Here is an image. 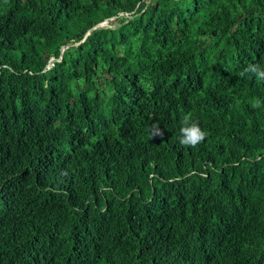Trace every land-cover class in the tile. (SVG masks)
<instances>
[{
	"label": "trees",
	"instance_id": "obj_1",
	"mask_svg": "<svg viewBox=\"0 0 264 264\" xmlns=\"http://www.w3.org/2000/svg\"><path fill=\"white\" fill-rule=\"evenodd\" d=\"M250 63L264 0H0V264H264Z\"/></svg>",
	"mask_w": 264,
	"mask_h": 264
},
{
	"label": "clouds",
	"instance_id": "obj_2",
	"mask_svg": "<svg viewBox=\"0 0 264 264\" xmlns=\"http://www.w3.org/2000/svg\"><path fill=\"white\" fill-rule=\"evenodd\" d=\"M247 73L253 74L257 81H264V66L259 63H250L243 69L242 75ZM251 106L254 109L261 108L264 106V100L253 98ZM181 125L179 144L182 148H194L205 140L207 136L206 131L202 129L199 121L192 119L190 113L182 118ZM149 134L154 139L156 137H163L164 132L159 123H155L149 130Z\"/></svg>",
	"mask_w": 264,
	"mask_h": 264
}]
</instances>
